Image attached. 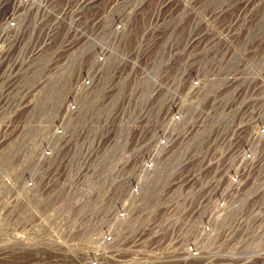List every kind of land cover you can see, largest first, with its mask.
<instances>
[{
	"label": "rangeland",
	"instance_id": "374dc122",
	"mask_svg": "<svg viewBox=\"0 0 264 264\" xmlns=\"http://www.w3.org/2000/svg\"><path fill=\"white\" fill-rule=\"evenodd\" d=\"M239 43L264 64V0H0V264L94 258L114 150L164 111L162 84L192 97Z\"/></svg>",
	"mask_w": 264,
	"mask_h": 264
},
{
	"label": "built area",
	"instance_id": "2783aa9c",
	"mask_svg": "<svg viewBox=\"0 0 264 264\" xmlns=\"http://www.w3.org/2000/svg\"><path fill=\"white\" fill-rule=\"evenodd\" d=\"M210 64L190 98L162 84L149 106L164 111L149 108L127 133L133 145L113 149L123 156L96 182L99 239L84 264H264V64L242 43ZM45 215L36 232L51 231V207Z\"/></svg>",
	"mask_w": 264,
	"mask_h": 264
}]
</instances>
